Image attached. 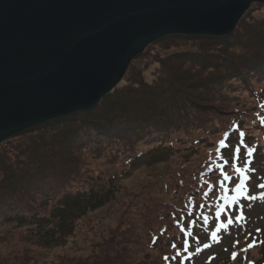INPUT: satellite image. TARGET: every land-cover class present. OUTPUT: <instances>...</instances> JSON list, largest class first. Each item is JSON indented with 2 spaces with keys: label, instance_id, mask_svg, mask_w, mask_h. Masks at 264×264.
I'll return each mask as SVG.
<instances>
[{
  "label": "trees",
  "instance_id": "obj_1",
  "mask_svg": "<svg viewBox=\"0 0 264 264\" xmlns=\"http://www.w3.org/2000/svg\"><path fill=\"white\" fill-rule=\"evenodd\" d=\"M240 33L239 28L234 37L232 36L233 39L232 37L213 38L216 42L237 40L235 46H228L230 51L224 50L220 52V56L215 57L216 66L212 63L205 69L194 67L185 81L174 80L173 86L164 78H159V83H154L152 86L146 83L142 85L144 89L137 90L140 96L137 99L145 103L144 108L135 109L131 106H127V109L122 108L123 101L129 99L133 103L137 100L128 89L126 93L118 96L116 88L92 110L33 128V131H37L47 126L60 125L59 123L64 121L75 125L76 118L81 119V123L77 126L81 124L89 126L85 129L87 133L79 129L74 141L59 148L68 150L66 151L70 153L68 157L62 154L53 155V151H50L51 148L56 147V144H53L54 135L51 138L38 139L32 151L22 148L17 152L18 156H12L13 159L8 158L7 153L0 155V216L9 214L10 218L16 217L20 222L28 220L36 228V236L40 234H43V237L59 236L58 232L53 233V231L56 228H67L68 224L65 225L63 221L64 216L67 215L66 220L72 216L74 222L85 217L90 211L101 209L106 204L101 196H96L100 193L98 184L101 186L108 184L110 188L115 186L117 181L111 176L106 177V180L90 178L87 170L88 154L92 152L91 155L97 156L100 151H105L106 147H125L129 151L127 162L132 163L143 157L142 148L153 147L151 151L161 149L163 154H181L182 157L176 160L179 162L183 160L184 165H181L184 169L177 172L175 170L172 176L176 180L178 175L177 187L174 188L176 193L177 188L183 192L178 202L164 201L153 194L150 195L151 203L150 205L147 203L145 210L147 212L145 220L149 226L147 247L151 251L158 252V264H174L171 260L176 255L186 256L188 252L184 248L188 245L186 242L192 240L196 243L197 239L198 246V239L205 237L204 233L211 231L208 225L210 222L205 224L203 217L207 216L209 219L215 213V206L223 202L221 197L225 194L222 190L219 191L221 171H226L235 177L234 168L241 165V159L236 161L234 157L233 149L238 147L234 142L242 141L244 144L253 145L252 142L240 138L241 133H247L245 123H249L252 130H261V125H264L263 111L251 113L249 111L251 109L245 104L247 100L252 99L256 111L263 108L264 34L263 38H258L257 33L254 32L257 38L249 40L247 46H243L247 38H239ZM209 39L211 38L204 40ZM239 43L242 45L237 48ZM115 95L121 102L115 101L113 97ZM243 107H246L245 110ZM117 121H119L118 128L115 126ZM198 132L202 135L195 137ZM215 137H218L215 141L206 143L208 139ZM193 145L204 146L205 159L200 162L199 170H193L188 177L183 178L188 172V164H191L188 160L193 156ZM87 147H90L89 151H86ZM183 148H186V151H182ZM241 154L242 151L240 157ZM44 157H50L48 162L41 161ZM35 159L39 160L43 167L53 164V170L50 172L31 170V167L34 168ZM30 160L33 166L28 167L25 172ZM224 160H227L228 164L221 168ZM157 179L159 183L161 180L164 181L163 175L158 176ZM175 180H172V184L163 183L164 189L168 190ZM213 189L215 195H212ZM70 196L74 202L79 203L74 210L69 209L65 204ZM95 196L96 199L93 200ZM53 201L57 202L49 214L39 213L40 205H48ZM201 204L206 206L195 209V222L186 219L187 214L192 213L194 205ZM44 221H50L47 229L49 233H46L42 226ZM68 227L69 232L65 238H69L74 232V224ZM39 231L41 232L38 233ZM257 231L246 235L245 239L250 237L254 240L250 239L242 246L239 240L234 242L230 257L227 258L229 264H261L264 259V235H262L263 231L260 232L259 229ZM128 241L131 243L134 239ZM125 244L123 247L118 245L117 250L109 251L102 260L97 261L93 255L85 259H79L77 256L70 260L63 256L58 264H127V260L131 264H142L136 261L134 252H131Z\"/></svg>",
  "mask_w": 264,
  "mask_h": 264
},
{
  "label": "rangeland",
  "instance_id": "obj_2",
  "mask_svg": "<svg viewBox=\"0 0 264 264\" xmlns=\"http://www.w3.org/2000/svg\"><path fill=\"white\" fill-rule=\"evenodd\" d=\"M239 28L241 29L239 38H247L243 42V46H247L249 40L256 39L257 37L263 38L264 4L254 3L240 21L235 32L232 35L223 38L234 37V34L237 33ZM254 32L257 33V37ZM205 38L210 37L170 36L151 44L142 55L137 57L132 62L126 76L117 86L116 91L118 96L126 93V90L128 89V91L131 90L130 92L132 93L131 95L133 98L137 100L133 103L130 102L129 99L123 101L121 104L122 108L127 109V106H131L135 109L144 108L145 103L138 100L140 96L137 92V90L143 88L142 85L145 83L150 86L154 83L157 84L159 78L169 80L168 83H171V86L175 84L174 80L181 82L185 81L186 76L189 75L190 71H192L194 67H197L198 69L203 67L205 69V67L211 66L212 63L216 66L215 57L220 56V52L224 50L230 51L228 46H235L237 41L228 40L229 42H226L221 40L216 42V39L211 38L209 40H204ZM241 45L242 44L239 43V47L237 48H240ZM262 86H264V82L262 83ZM151 91H153V89ZM244 96H246V94H244ZM113 97H115V101L117 103L121 102L117 99V95ZM245 104L249 109H251L249 110L251 113L259 111H256L255 103L252 99L247 100ZM244 108L246 107H243V110H245ZM76 119L75 125L69 121H64L59 123L60 125L47 126L45 129L37 131H33L32 129L26 131L20 136L13 137L0 145V155L7 153V157L13 159L12 156H18L17 152H19L22 148L31 150L34 148V144L38 139H41L42 137L51 138V136L54 135L55 138L53 144H56V147L54 149L51 148L50 151H53V155L62 154L67 156L70 154L69 152L66 153L68 150L64 151L59 148L65 146L71 141H74L79 134V129L81 132H85V129H87V127L89 128V126H87L88 124H81L80 126H77L81 123V119ZM122 120H120V122ZM118 123L119 121L115 122V126L117 128ZM245 124H247L246 129L252 139L259 143V145L264 144L263 131L252 130L249 123ZM75 129L76 131H74ZM70 131L74 132L69 133ZM200 135H202V133L198 132L195 137ZM217 138L218 137L208 139L206 143L210 144ZM234 143L235 146H240L242 144L247 146V148L242 147L241 149V165L239 166H247L251 169L248 173L246 191H248L252 186L255 187L257 189L256 197L258 199L264 195V189L259 188L260 184H264V168L258 170L257 164L259 162H264V155H256V149L251 144L247 145L242 141ZM203 145L206 146V144ZM193 146V156L191 160H188L191 164H188V172L183 175V178L188 177L193 170H199L200 162L205 159L203 154V152H205L203 150L204 146ZM89 149L90 147H87L86 151H89ZM148 149V147L142 148L141 151H144L143 157L141 159H136L135 161L133 160L134 162L132 163L127 162V155L129 154V151L125 147H106L105 151H100L97 156L91 155L92 152L87 155V170L90 178L92 177L96 180H106V177L111 176L112 179H116L117 181H115V186H111L110 188L108 184L103 186L98 184V186H100V188H98L100 189V193H97L96 196H101L103 202L106 204L101 209L90 211L85 217L74 222L72 216H69V219L67 220V215L64 216L63 221L65 225L68 224L67 228H69L68 226L74 224L73 235L69 238H65V235L69 232V229L66 227L62 229L56 228L53 233L58 232L60 234L56 237L54 235H50L48 237L45 235V237H43V234L36 236V228L34 224L29 223L28 220L20 222V219L16 217L10 218L9 214H1L0 264H58L63 256H65L67 260H70L77 256L79 259H85L92 255L98 261L102 260L105 254L108 255L109 251L113 249L117 250L118 245L119 247H123L124 243H126L125 245L128 249H131V252H134L135 259L139 263L158 264V252L151 251L147 247L149 245V226L145 220V215L147 213L145 211L146 205L147 203H149V205L151 203V194L164 201H179V196L183 191L177 188L178 192L176 193L174 188L177 187L176 181L178 179V175H176V180L172 175L175 170L176 172L182 171L184 169V163L183 160L180 162L176 160L182 157L181 154H163L161 149L151 151L153 147L149 150ZM185 149L186 148H183L182 151H186ZM247 149L252 150L251 156L247 155ZM4 157H6V155ZM50 157H44L41 161L48 162L47 160ZM162 160H165V162H161ZM31 161L32 160L28 163L25 172H27L28 167L33 166V162L31 163ZM21 168L22 167H19V169ZM34 168L31 167V170H44L46 172H50L53 170V164H47V166L43 167V165H40L39 160L35 159ZM249 174H256L258 181L252 180ZM162 175L164 181L161 180V183H159L157 177H161ZM233 178L234 183L231 185L232 187L239 183L241 177H238L237 174H235V177ZM172 180H175V183L171 185L168 190L164 189L163 183L172 184ZM220 183L228 184V182H224L222 180ZM220 190L221 188L219 186V191ZM224 194L227 193L224 192ZM228 195L234 196L236 193L233 191ZM96 196L93 200L96 199ZM257 199L251 202L241 200L240 204L243 205L244 217L247 212L248 224L246 226L249 234H252V230L256 227H259V229L263 231L262 235H264V200L255 204L251 211H246L253 207L254 203L257 202ZM56 202L57 201H53L48 205L41 202L43 205L39 206V213L42 215H44L45 212L49 214V212L53 210L52 208L55 207ZM226 203L228 202L223 201L220 204L223 205ZM65 204L66 207L73 210L79 205V203L77 204V201L74 202L71 196L67 198ZM239 207L240 205H237V209H239ZM209 222L221 224V220L214 219V215L209 218ZM49 223L50 221H44L42 223L46 233H49L47 230L49 228ZM224 223H226V220H224ZM232 230L234 231L235 228ZM40 232L41 231L38 233ZM45 232L44 234H46ZM130 232H133V234ZM232 233L233 232H231V234ZM122 237L124 240L121 239ZM234 237L235 235H228L227 233H224L218 238L219 242L213 243L203 240L193 257L185 263L179 259L178 264H229V262H227V258L230 257L234 242L239 240L240 245L242 246L250 240L234 239ZM129 239H134V241L130 243L128 241ZM175 241L176 239L174 242ZM161 242L163 241H160V243ZM205 244L211 245V247H204ZM127 264H131L129 263V260H127ZM261 264H264V259Z\"/></svg>",
  "mask_w": 264,
  "mask_h": 264
},
{
  "label": "water",
  "instance_id": "obj_3",
  "mask_svg": "<svg viewBox=\"0 0 264 264\" xmlns=\"http://www.w3.org/2000/svg\"><path fill=\"white\" fill-rule=\"evenodd\" d=\"M264 0H0V145L96 108L170 36L232 35Z\"/></svg>",
  "mask_w": 264,
  "mask_h": 264
},
{
  "label": "snow or ice",
  "instance_id": "obj_4",
  "mask_svg": "<svg viewBox=\"0 0 264 264\" xmlns=\"http://www.w3.org/2000/svg\"><path fill=\"white\" fill-rule=\"evenodd\" d=\"M225 147H231V146L225 145ZM242 147L247 148L246 145L242 144V145L235 147L233 149L234 157H235L236 161H239L241 159L240 152H241ZM247 155L248 156L252 155L251 149H247ZM227 164H228V161L224 160L223 164L221 165V168H224L225 166H227ZM249 171H251V169H249L247 166H245V167L237 166L234 168V172L237 174V176L241 177V179L239 180V183L235 184L234 187L231 186L234 183V178L231 175H229L226 171H221L222 181L228 182V184L220 183L219 186H220L221 190L226 192V193H230V192L234 191L236 193V195H234V196L227 195V194L223 195L221 197V199L223 201H227L228 203L223 204V205L217 204L215 206L214 219L221 220V227L217 228L216 231H214L212 233V236L214 239H216V242H219V239L217 238V233H219L221 230H227L229 228V226H234L237 223H242L243 220L245 219L244 211H243V205L240 204L241 200L251 202V201H255L257 199L256 196L250 195L246 191ZM259 188L264 189V184H260ZM212 195H215V189H213ZM260 198L264 199V196H262ZM237 205H240L239 209H237ZM205 206L206 205H204V204L194 205L192 213L187 214L186 219L192 220L194 223L195 222L194 221L195 209L202 208ZM229 208L232 209L231 213L226 212V210ZM224 220H226V223H224ZM203 222L209 223V219L207 216L203 217ZM190 246L191 245H189V247ZM204 247H211V245L205 244ZM250 247H251V245H250ZM245 250H247V249H245ZM233 258H235V257H233Z\"/></svg>",
  "mask_w": 264,
  "mask_h": 264
},
{
  "label": "bare ground",
  "instance_id": "obj_5",
  "mask_svg": "<svg viewBox=\"0 0 264 264\" xmlns=\"http://www.w3.org/2000/svg\"><path fill=\"white\" fill-rule=\"evenodd\" d=\"M18 136V135H17Z\"/></svg>",
  "mask_w": 264,
  "mask_h": 264
}]
</instances>
